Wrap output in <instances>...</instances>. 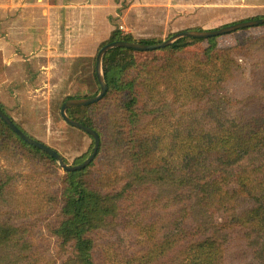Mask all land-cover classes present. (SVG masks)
<instances>
[{
  "label": "trees",
  "instance_id": "trees-1",
  "mask_svg": "<svg viewBox=\"0 0 264 264\" xmlns=\"http://www.w3.org/2000/svg\"><path fill=\"white\" fill-rule=\"evenodd\" d=\"M116 40L163 39L116 26L96 53ZM155 50L109 49L104 95L67 109L100 138L84 168L0 118V264H264V30Z\"/></svg>",
  "mask_w": 264,
  "mask_h": 264
},
{
  "label": "rangeland",
  "instance_id": "rangeland-1",
  "mask_svg": "<svg viewBox=\"0 0 264 264\" xmlns=\"http://www.w3.org/2000/svg\"><path fill=\"white\" fill-rule=\"evenodd\" d=\"M213 4L209 8L194 9L191 4L184 10H172L167 15L168 24L163 25L161 21L149 32L165 39L169 34L186 27L211 31L250 20L252 17H264V0H213ZM176 8L178 6L170 9ZM45 9L46 6L40 5L34 10L16 12L14 8L5 11V8L0 7V104L24 132L55 148L71 161L85 151L90 138L62 119L60 106L64 98L89 96L98 88L93 76L92 53L96 51L97 41L106 33H103L102 26L88 27L89 30L82 33L84 29H88L83 27V20H86V24L92 22L91 16L95 11L93 6L59 9L57 15L60 17L71 13L79 19L72 27L67 25V19L47 20L46 15H43ZM98 10L108 13L110 7ZM5 14L8 15V22L4 21ZM180 17L182 19H178ZM120 21L122 20L118 16L114 17L109 22L108 29L115 28L114 25ZM146 30H134V37L139 38L137 34ZM259 30H264V23L237 28L217 35L216 38L220 43L229 44ZM14 35L18 36L21 43L13 42ZM51 36H56L65 43L62 41L58 45L55 43L59 42L58 38L53 39ZM204 45L198 44L197 48ZM59 46H66L68 49L56 52L59 56L54 57L52 51ZM158 52L159 50H150L147 55L152 56ZM6 59L8 63L15 64L17 69L15 76L12 75L9 80H6ZM240 61L247 67L245 60ZM11 72L15 73L13 69ZM4 80L5 83H2ZM17 169L21 171L25 182L28 170L23 165H17Z\"/></svg>",
  "mask_w": 264,
  "mask_h": 264
},
{
  "label": "crops",
  "instance_id": "crops-1",
  "mask_svg": "<svg viewBox=\"0 0 264 264\" xmlns=\"http://www.w3.org/2000/svg\"><path fill=\"white\" fill-rule=\"evenodd\" d=\"M2 2H5V3L3 4ZM13 3H16V4L13 5ZM191 4L192 6H194V9L196 7L209 8L214 5L213 0H0V7L5 8V11L12 10L14 8L16 12L18 10H23V12H25L28 9L34 10L38 6L44 5L46 6V9H45V13L43 11V15H46L47 20L54 19V18L61 19V20L67 19V25H70L71 27L72 25L76 24L77 21H79V19L76 17L75 14H71V13L63 14L60 17L59 15H57V11H59V9L65 10L69 8L93 6L96 12L94 11V14L91 16L92 22L86 24L85 23L86 20H83L84 21L83 27L85 26L86 28L88 27L92 28V26L94 27L102 26L103 33H106V34L105 36L100 38L99 41H97L98 44L109 36L110 31L113 29V27L111 29L110 28L108 29L107 26L109 22L112 21V19L117 16L122 21L118 22L117 25H114V26L115 27L117 26L119 28L121 27L122 31L130 33L133 37L136 36L133 32L134 30L139 31V30H146V28H148L149 30H146L145 32L141 34L140 33L137 34V37L139 38L158 37V38L164 39L162 38L161 35L153 34L152 32H149V31L153 30L155 25L161 21H163V25L168 24L167 15H169V13L172 12V10L178 11L181 8H183L184 10L185 7L188 8L189 6H191ZM173 6H178V8L170 9ZM104 7H108V8L110 7V10L108 13H105L103 10H100V11L98 10ZM7 16H8L7 14L4 15V21L6 22H8L9 20ZM98 19H101L102 21H99ZM178 19H182V17ZM71 29H74V28H71ZM185 29H189V28L186 27V28H182L181 30H185ZM88 30L89 28L84 29L82 33L85 34ZM13 37H14L13 42L21 43V40H18L19 38L17 35H14ZM51 37L53 39L58 38L56 36H51ZM58 41L59 42H55V43L60 45V43H62L63 40L58 38ZM15 48L17 49L18 47L15 46ZM65 49H68V47L59 46L58 48H55V50L52 51L54 52L52 53V55L54 57H57L59 55L56 54V52L64 51ZM16 53H17V50H16ZM27 55L28 54H26V56ZM95 56H96V51L95 53L94 52L92 53V57L94 58ZM42 58L45 59L44 56ZM12 60H14V58ZM10 63H8L7 59L5 60V64L7 67V68L5 67L6 74H7L6 80L11 79L12 78L11 76L12 75L15 76L17 72L16 65L10 64ZM11 69H13L15 73H12ZM6 80H4L2 83H5Z\"/></svg>",
  "mask_w": 264,
  "mask_h": 264
},
{
  "label": "water",
  "instance_id": "water-1",
  "mask_svg": "<svg viewBox=\"0 0 264 264\" xmlns=\"http://www.w3.org/2000/svg\"><path fill=\"white\" fill-rule=\"evenodd\" d=\"M263 23H264V17H259V18H254V19H250L247 21L238 22V23H235V24H232L226 27H221L219 29L211 30V31H199L195 29L181 30L179 32L173 33L172 35L163 39L159 43H142V42H134V41L116 40V41L108 42L104 44L102 47H100L95 56V75L97 78V82L99 84L98 92L93 96H85L82 98H68L64 100L60 106V115L66 123L85 131L86 133L90 134L93 138L94 144L92 147V151L90 155L87 158H85L81 163L73 165V164H68L65 161H63L60 154L55 149H53L52 147L46 145L45 143L38 141L32 138L31 136H28L26 133H24L15 123L12 122V120L8 117V115L1 108H0V118L25 142L36 146L37 148L47 152L50 156H52L57 161V163L62 169L67 170V171H73V170L84 168L95 157L98 146H99L100 138H99V135L94 130H92L90 127L85 126L82 123L78 122L77 120L70 118L66 111L70 107L82 106V105L93 103L99 100L104 95V93L107 90V85H106V82L104 80L103 73H102V59L105 53L109 49L114 48V47H127V48H132L135 50H155L161 47H165L183 37L207 38V37L217 36V35L235 30L237 28L255 26V25L263 24Z\"/></svg>",
  "mask_w": 264,
  "mask_h": 264
},
{
  "label": "built area",
  "instance_id": "built-area-1",
  "mask_svg": "<svg viewBox=\"0 0 264 264\" xmlns=\"http://www.w3.org/2000/svg\"><path fill=\"white\" fill-rule=\"evenodd\" d=\"M121 28V27H120Z\"/></svg>",
  "mask_w": 264,
  "mask_h": 264
}]
</instances>
